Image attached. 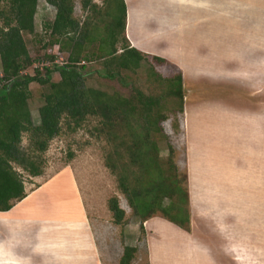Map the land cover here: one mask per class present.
Listing matches in <instances>:
<instances>
[{
  "label": "rangeland",
  "instance_id": "1",
  "mask_svg": "<svg viewBox=\"0 0 264 264\" xmlns=\"http://www.w3.org/2000/svg\"><path fill=\"white\" fill-rule=\"evenodd\" d=\"M94 2L102 6L104 0ZM172 8L173 6L165 7L164 13L171 20L177 19ZM56 13V8L45 0L39 2L36 33L34 36H25L34 66L25 74L34 76L37 70L43 72L46 67L68 63L69 55L60 51L59 46L45 49V45L49 43L45 24L53 23ZM217 13L218 16L230 15L234 21L227 20L224 25H218L217 22L216 28L214 25L187 26L172 34L163 25L161 30L150 34L149 37H155L151 40L152 46L160 53L161 58L168 60L166 64H158L149 59L138 71L123 72V76L115 81L105 77L104 61L88 64L86 71L88 87L126 96L132 95L135 90H140L147 96H160L167 89V84L162 79L174 78L178 74L185 77V114L174 112L178 110L174 100L168 102L166 111L169 119L163 127L169 140L167 143L163 140L160 146L162 156L166 158L169 156L168 143L173 145L178 168L189 176L192 216L195 219L192 226H195L196 239L192 238V231L178 229L175 224L162 217L151 219L155 220L153 223H143L141 218L134 215L127 199L119 192L115 177L105 166L107 142L92 135L96 122L90 123L78 133L64 129L63 134L52 142L45 156L47 166L44 176L36 179L25 177L28 191L32 193L38 186L50 182L63 169L70 168L75 172L85 207L96 227L99 243L106 257L111 259V264L121 263L126 248L138 250L134 264H152L148 250L150 245L158 242L164 246L161 256L155 257L154 264H212L201 246L202 243L209 244L211 207L221 211L227 209L231 214L230 222L234 217L239 215L240 219V215H244L245 219L252 221L245 225V229L255 232L259 230L264 235L262 223L257 226L253 220L258 215L254 209L258 210L261 206L257 195L264 197V193L257 191L261 185L256 184V171L253 170L248 175L249 173H244L249 170L247 167L243 169L244 176H241L234 172L237 167L233 164L238 162L236 159H241L244 164L253 152L257 153L254 158H264V70L247 69L244 61L246 51L242 46L243 36L237 35L242 33V28L247 23L238 21H256L257 18L259 30L264 34V0H217ZM75 16L81 21H85L87 17L79 0H76ZM230 30L233 32L230 33ZM227 34L231 36L228 39L225 37ZM212 38L215 45H212L208 53L206 47L209 41L213 43ZM151 43L148 42L150 48ZM49 56H54L55 61L48 59ZM180 65L183 70L178 68ZM152 69L162 79L156 78ZM1 78L0 59V86ZM53 79L57 82L61 78L59 74H55ZM31 89L32 118L35 124H39V109L43 105L41 98L47 88L33 84ZM30 146L29 138L25 136L23 147L29 150ZM215 172L217 183L212 178L207 182L206 175L210 173L213 176ZM199 173L204 175L203 180ZM220 179L227 182H219ZM214 188L218 189L216 193L213 192ZM233 189L235 192L231 193ZM252 192L255 198L251 209L245 193ZM115 196L120 198L121 207L127 214L123 226L115 224L109 210V201ZM164 203L167 204L168 201ZM262 221L264 224V219ZM211 225L214 230L213 223ZM142 227L145 228V233ZM234 233L240 235L237 231ZM193 239L198 241L197 245H194Z\"/></svg>",
  "mask_w": 264,
  "mask_h": 264
},
{
  "label": "trees",
  "instance_id": "2",
  "mask_svg": "<svg viewBox=\"0 0 264 264\" xmlns=\"http://www.w3.org/2000/svg\"><path fill=\"white\" fill-rule=\"evenodd\" d=\"M40 1L0 0V213L12 211L29 197L25 177L44 176L45 156L64 129L78 133L96 122L92 135L107 142L105 166L134 215L143 223L162 217L191 232L189 176L178 168L173 145L168 143L166 158L160 146L169 140L163 127L169 119L168 102L174 100L178 105L174 112L185 114L183 75L162 79L152 69L167 84L160 96H147L140 90L126 96L87 86V65L95 61H104L105 77L113 81L123 72L138 71L149 59L168 63L132 47L125 0H104L102 6L94 0H79L87 14L85 21L75 16L76 0H45L57 10L53 23L45 24L49 37L45 49L59 46L69 60L62 66L46 67L45 72L37 70L34 76L25 74L34 66L25 36L36 33ZM48 59L55 61L54 56ZM55 74L60 81H53ZM33 84L47 88L41 98L39 124L32 118ZM25 136L29 150L23 147ZM109 210L116 225L126 223L118 196L110 199ZM137 252L126 248L120 264H134Z\"/></svg>",
  "mask_w": 264,
  "mask_h": 264
},
{
  "label": "crops",
  "instance_id": "3",
  "mask_svg": "<svg viewBox=\"0 0 264 264\" xmlns=\"http://www.w3.org/2000/svg\"><path fill=\"white\" fill-rule=\"evenodd\" d=\"M125 1L128 8L127 37L130 43L140 52L153 57H159L160 53L151 43L155 37H149V35L161 30L163 25L167 31L169 28V34H172L187 26L214 25L216 28L217 22L218 25H224L228 21H234L230 15L218 16L217 0ZM241 3L244 5V2ZM171 6H173L172 9L177 19L172 18L171 20L164 13V8ZM244 21L247 23L244 24L242 33L237 35L243 36L242 46L246 51L244 61L247 69L264 70V34L259 30V19L257 18L256 21L241 19L238 22L243 23ZM213 37H216V33ZM225 37L228 39L231 36L227 34ZM214 38L211 39L213 43L208 42L206 47L208 53L212 45H215ZM148 42L151 43V48ZM178 68L183 70L181 65ZM256 152H258L257 149ZM254 154L257 153L250 154L251 158H247L244 164L241 159H236L238 162H233L237 167L234 172L244 176L243 169L249 168L244 172L249 173L248 175L255 170L256 184L261 185L259 189L257 187L256 189L264 193V158H254ZM216 175V172L213 176L210 173L206 175L207 182H210L212 178V181L217 183V178H214ZM200 176L203 180L204 175L200 174ZM219 182L227 181L220 179ZM217 191L218 189L214 188L213 192ZM233 192H235L234 189L231 193ZM245 196L248 197L252 209L254 193H245ZM257 199L261 206L258 210L254 209L258 215L253 220L256 221L257 226L260 223L264 226L262 221L264 219V197L257 195ZM85 206L75 172L73 173L70 168L63 169L50 182L48 181L30 193L29 197L12 211L0 213V264H111V259L106 257L99 243L96 227ZM209 209V222L213 223L214 230L210 223L212 232L209 233L210 237L207 241L209 244H200L206 250L205 254L208 255L209 261L212 264H217V262L221 264H264V235L260 234L259 230L255 232V230L245 229V225L252 221L245 219L244 215H240L239 219L238 215L230 222L231 214L226 211L227 209L223 211L217 210L216 207ZM193 223H195L194 217L192 225ZM176 227L179 229L178 226ZM235 231L240 235L235 234ZM191 234L192 238L196 239L195 226H192ZM192 242L194 245L198 243L194 239ZM163 246L161 242L150 245L148 251L152 264L156 256H161Z\"/></svg>",
  "mask_w": 264,
  "mask_h": 264
},
{
  "label": "bare ground",
  "instance_id": "4",
  "mask_svg": "<svg viewBox=\"0 0 264 264\" xmlns=\"http://www.w3.org/2000/svg\"><path fill=\"white\" fill-rule=\"evenodd\" d=\"M66 182H67V181H66ZM71 192H72V193H71ZM71 192H70V193L73 194V191H71ZM70 193H69V194H70ZM32 201H33V200H32ZM32 201H31V202H32ZM8 215H9V214H8Z\"/></svg>",
  "mask_w": 264,
  "mask_h": 264
},
{
  "label": "built area",
  "instance_id": "5",
  "mask_svg": "<svg viewBox=\"0 0 264 264\" xmlns=\"http://www.w3.org/2000/svg\"><path fill=\"white\" fill-rule=\"evenodd\" d=\"M60 49V48H59Z\"/></svg>",
  "mask_w": 264,
  "mask_h": 264
}]
</instances>
